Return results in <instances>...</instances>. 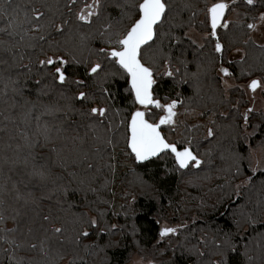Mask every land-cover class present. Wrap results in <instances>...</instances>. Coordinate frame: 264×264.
<instances>
[{"label":"snow or ice","instance_id":"1","mask_svg":"<svg viewBox=\"0 0 264 264\" xmlns=\"http://www.w3.org/2000/svg\"><path fill=\"white\" fill-rule=\"evenodd\" d=\"M37 2L38 7L33 3L23 9L22 20L19 19L20 5L13 7L11 0H3V3H0V36L7 37V39H0V53H13V49L19 43L12 42L17 35L20 36V42H27V47L39 48L43 58L37 60L40 66V78L34 81V85L38 99L49 98L48 103L39 105L42 111L39 116H35L37 121L35 133L32 136L20 133L23 143L16 145L13 155L0 152V174L4 172L5 167L11 172L22 166L27 170L28 177L25 188L32 185V190L21 191L15 182L9 184L10 177L5 176L0 181V255L7 261V264H55L57 258H64L60 252L67 244L71 245L75 253L69 264H77V261L79 264H88L85 257L99 252L105 253L106 260V250L116 246V242L111 237L117 232L123 234V226L109 225L105 221L107 213L104 210L97 208L94 216H88L86 213L74 215L71 221L59 216L54 217L51 214L36 213L39 220L30 218L23 229L19 226L21 212L17 208H12L14 214L6 215L8 208L12 207L9 198L18 204L22 202L23 206L27 207L29 204H37L35 191H47L48 195L40 199L50 200L52 195L59 194L57 204H60L64 198L81 190L77 188L70 191L69 188L73 182H77L75 171L68 172L69 179L67 183L64 182L63 170L66 169L67 162L58 151L56 143L71 140L75 145L77 142L83 143L84 138L78 133L74 136L63 135L67 129L72 128L74 121L66 124V121L62 119L59 125L49 127L47 123L43 125L39 123L41 116L62 114L67 117L69 113L78 111L82 117H88L92 121L84 127L92 133L93 142L105 146L113 144V139L108 134L123 125L125 128L123 138L129 150L125 154L131 156L134 163L139 165L153 158L163 159L165 156H171L174 168L168 171H181L190 167L199 168L204 161L193 149L191 137L170 142L162 134V126H169L174 130L178 123L177 106L183 104L184 101L180 98L168 101L165 98V102H161L155 94L154 86L158 85L157 77L173 79L180 77L176 81L178 84H191L196 91L199 90L196 86L204 71V66L199 60L192 62L185 58L182 43L186 38L190 46L198 49H203L205 44H197L196 39L188 31L177 35L176 30L184 28L191 30L200 13H203V19L199 21L205 32L203 39L205 42H211L212 51L218 54L213 60L219 62L218 72L222 74V78L233 77L230 68L224 66L226 53L230 48H235L237 52H240L241 48L235 47L234 43L229 45L222 43L219 29L228 30L234 35L238 33L243 37L241 41L243 45H251L254 50H259L264 55V43L254 39L255 35L264 37V11H254L257 4L264 6V0H195V2L185 0L179 9L174 8L170 0H91L90 3H84L83 7L78 10V0H37ZM240 5L247 6L243 18L237 11ZM110 9L118 12V18L112 15ZM184 10L191 12L187 22L178 19L180 11ZM230 13H235L236 19H229L228 14ZM58 37L60 39H57ZM94 41L102 46L95 50L91 49L90 45ZM70 44L72 50L69 49ZM175 49H180V51L177 53ZM84 51L94 53L97 59L84 61L75 54ZM248 58L249 52L244 51L240 61L229 60L227 63L229 66L240 63L242 65L241 76L255 77L247 85L252 92L258 88L264 90V59L258 57L259 64L255 62L248 64ZM15 59L13 55V60ZM23 59L21 55L19 60ZM70 63H87L84 78L69 79L66 66ZM190 63H194L195 71L189 70ZM0 64L8 65V60L0 58ZM20 66L29 73L32 71L29 65ZM161 67L162 72L159 70ZM256 73L260 75L256 76ZM117 75L127 85L125 91L132 98L131 103L134 110L130 112V119H122L119 125H114L113 120L109 118V113L120 116L121 110L113 108L110 103L113 94L110 87L106 85L110 78ZM49 78L52 83H45ZM223 83L225 90L231 87L227 79H224ZM71 85H74L77 91L72 96H67L65 86ZM9 88L14 96H23L26 85H21L18 79L8 76L4 81L5 95ZM53 91H56L59 99H51ZM177 95L179 97V94ZM61 99L68 103H60ZM71 101H77L81 105L87 104L88 107L75 109ZM22 107L26 108L22 118L25 123H28V118L32 110L37 108V104L26 99ZM185 112L189 110L186 108ZM254 113L255 109L249 107L242 114L243 130L247 132L248 127H252L253 130L243 136L242 148H234L230 152L231 164L227 170L232 173L234 180L239 181L235 184L234 190L238 200L242 197L241 189L254 187V178L258 172L264 175V112L260 113V121L251 125L250 120ZM204 114L201 112L198 115L203 116ZM220 115L227 118L231 116V113L227 115L220 113ZM210 123L215 124L216 121L211 120ZM198 127L200 125L191 126V128ZM85 135L87 136V132ZM214 135L213 128H207L206 138L214 137ZM257 137H259L257 147L260 153L259 158L253 164L255 149L252 141ZM36 148H49L50 151L49 154H45L43 151L36 152ZM96 151L99 153L101 148L98 147ZM50 153H56L58 164L52 161ZM112 159L115 160V156H112ZM221 159L224 157L221 156ZM86 161L87 153L83 157L73 159L72 163L75 165ZM245 161H247L246 167H244ZM56 166L61 169L60 172H54L53 169ZM107 166L114 170V165ZM86 167L93 169L94 165L87 163ZM78 183L84 185L86 180L80 178ZM102 186L106 187L107 182ZM87 191L96 192L97 189L89 183ZM100 203L108 204L109 201L101 200ZM249 203L252 205L250 209L248 208ZM69 207L73 205L69 204ZM240 207L241 218L234 219V226L242 230L246 223L255 231L259 214H264V181L260 182L255 201L249 198ZM245 209H247L246 212ZM8 219H11L16 226L11 228L5 226ZM186 227L187 225L184 224L175 227L165 225L159 229V236L161 239L170 235L175 236L180 229ZM69 231H71L70 236L67 235ZM246 235V232L236 233L237 237ZM103 236H108L109 239L101 244L100 238ZM92 237L95 239H90ZM86 240L90 242L85 243ZM201 242L206 243L203 240ZM213 243L216 248L214 255L220 258L212 264H229L230 254H239L237 240L231 231L223 232L222 239L214 240ZM53 249L56 251V256L50 260L49 256ZM81 250L85 256L79 255ZM19 253H24V255ZM31 253H35L36 256L29 255ZM203 254V252L200 253V255ZM248 259L250 260L251 257ZM149 264L153 262L149 261Z\"/></svg>","mask_w":264,"mask_h":264},{"label":"trees","instance_id":"2","mask_svg":"<svg viewBox=\"0 0 264 264\" xmlns=\"http://www.w3.org/2000/svg\"><path fill=\"white\" fill-rule=\"evenodd\" d=\"M90 0H78L77 10L83 7L84 3H89ZM174 8L179 9L185 3V0H170ZM195 2V0H193ZM3 3V0H0ZM35 3L38 7L37 0H11L13 7L20 5L19 19H23V9ZM247 10V6L240 5L237 11L243 13ZM113 16L118 18V12L110 9ZM254 11H264V6L257 4ZM191 12L184 10L179 13V20L188 21ZM203 19V13H200L194 21L193 28L198 29L203 36L205 32L199 21ZM236 19V18H235ZM234 20V19H233ZM125 23H128L125 21ZM86 30V29H85ZM188 28L177 29L176 34L181 35L182 32L188 31ZM222 43L229 45L235 44V47L242 46L245 51L249 52L248 64L253 62L259 64L258 57L264 59V55L259 50H254L251 45L245 46L241 43L243 37L238 33L233 34L225 29H219ZM0 39H7V37L0 36ZM57 39H60L59 37ZM13 43L16 47L13 53H0V58L8 60V65L0 64V152H7L8 155H13L16 145L23 143L20 133H26L32 136L36 130L35 116H39L42 109L39 107L41 103H48V97H37V89L34 81L40 78V66L37 63L38 59L43 56L39 48L32 49L26 46V41L20 42V36L14 37ZM167 45V42H165ZM205 47L198 49L195 46H190L189 41L183 39L182 48L185 50V58L188 61L195 62L199 60L204 66V71L200 76L196 91L191 84H178L175 79L169 77H157L158 85L156 88V95L165 102V98L170 101L172 99L180 98L184 101L183 104L178 105L177 109L198 110L205 113L203 116L207 117L213 115L215 124L209 122V127H212L215 135L211 138L207 137V130L202 124L198 128H191L188 125L182 135L175 140H183L187 137L192 138V147L200 154V158L204 163L199 168L190 167L189 169L181 171H168L174 168V162L171 156H165L163 159H153L142 164H136L133 158L126 155L129 150L125 146L124 132L125 128L121 125L115 129L113 133L108 135L113 139L112 145H98L93 142L92 133L88 131L84 125L92 121L88 117H82L78 111H73L64 117L62 114L53 116H41L39 123L41 125L47 123L49 127L59 125L63 119L66 124L73 121L72 128L67 129L64 136H74L77 133L84 138V142H77L75 145L71 140L57 141L56 147L60 154L66 158L67 167L64 169L65 183L69 179L68 172L75 171L77 173V182H73L69 188L70 191L74 189H81L76 191L74 195L64 198L60 204H57L59 194L52 195L49 199H40L42 196H47L48 192L35 191L37 197V204H29L24 207L22 202L16 203L9 198V203L12 207L8 208L6 215L14 214L12 208H17L21 212L20 227L23 229L30 218H35L37 221L39 217L36 213L42 215L51 214L54 217L59 216L64 220L71 221L73 216L80 214L96 215V209L104 210L107 214L105 221L110 224H117L123 226V234L117 232L111 239L116 242V246L106 250L107 259L105 260V253L99 252L86 256L88 264H128L135 255L144 258V261H152L153 264H212L213 261L220 257L214 255L216 248L213 243L214 240L222 239V233L231 231L233 237L237 240V247L239 254H230L228 257L229 264H264V221L263 215L259 214L258 222L253 231L245 223L242 230H238L234 226V219H240L241 205L245 201H255L256 193L260 188V182L264 181V175L259 172L254 178V187L249 189H241L242 197L238 200L235 195V184L238 180L232 178V173L228 171L231 164L230 152L232 149H240L243 147V136L252 132V127H248L247 132L243 130L242 114L245 112V101L241 99L242 92L238 93V88L230 89V95L227 96V90L223 83L222 74L218 72L219 62H214L213 58L218 55L212 51L213 44L211 42H203ZM197 44H200L197 42ZM98 42L94 41L90 48L95 50L100 47ZM47 49V45H45ZM72 50V45H69ZM235 48L230 50L225 55L224 66L229 67L233 72V78L241 86L246 87L248 81L255 77L241 76L240 63H235L231 66L227 63L229 61V54ZM178 53L180 49H175ZM50 54V53H49ZM77 57L84 61H95L97 56L94 53L76 52ZM13 55L16 57L13 60ZM23 60H19L20 56ZM66 58L67 57V54ZM240 61V60H233ZM20 65H29L32 71L29 73ZM247 67V65H243ZM87 63L75 64L70 63L66 66L67 75L70 80L84 78L85 68ZM161 72L163 68L159 69ZM189 70L195 71L194 63L189 64ZM256 73V76H259ZM8 76L12 79H18L21 85H26V90L23 96L16 95L11 92L9 88L7 95L4 94V81ZM51 84L49 78L45 81ZM250 83V82H249ZM106 86L110 87L113 94V99L110 101L113 108L121 110L120 116H114L112 112L109 113V118L113 120L114 125H119L120 121L130 119V112L134 110L131 103V96L125 91L127 85L119 75L110 78ZM235 91L234 96L231 93ZM67 96H72L77 89L74 85L65 86ZM179 94V97L178 95ZM33 101L37 104V108L32 110L28 118V123H25L22 114L26 108L22 107L25 100ZM52 100L59 99L56 91H53ZM60 103H68V101L60 100ZM75 109H86L87 104L81 105L77 101H71ZM14 105V106H12ZM235 106V107H233ZM249 108V107H248ZM263 110H255L251 116L250 123L255 125L260 121V113ZM220 113H231V116H221ZM162 114V113H159ZM7 117V119H6ZM181 127L177 123L174 130L169 126H162V132L174 133ZM191 128V131L189 129ZM75 129V131H73ZM87 132V136L85 133ZM55 135V133H53ZM259 144V137L253 139L252 146L257 148ZM10 145V147H8ZM101 148L97 153L96 149ZM36 152L43 151L49 154V148H36ZM87 153V161L79 164H73V159L83 157ZM51 159L55 164H58L56 153H50ZM115 156V160L112 159ZM221 156L224 159H221ZM127 160V163H124ZM87 163L94 165L93 169H87ZM114 165V170L107 165ZM247 166V161L244 162V167ZM54 172H60L61 169L56 166ZM234 171V170H233ZM167 172V174H165ZM5 176L10 177L9 184L15 182L21 191L32 190V185L25 188L28 183L27 170L20 166L18 169L8 171L5 167L4 172L0 174V181ZM84 178L86 183L80 185L78 180ZM107 182V186L102 185ZM96 188V192L87 191L88 184ZM119 189L124 191L119 194ZM101 200L109 201L108 204L100 203ZM72 204L73 207H69ZM123 205V207H121ZM252 207L249 203L248 208ZM245 212L247 209L244 210ZM27 213V215H25ZM117 213V215H113ZM235 214V215H234ZM159 221V223H156ZM163 224H171L174 226L184 224L186 228H182L175 236H168L163 239L159 236V229ZM5 226L11 228L16 226L11 219L6 221ZM135 230V231H134ZM238 231L246 232V236L237 237ZM71 235V231L67 233ZM90 239H95L92 237ZM109 239L108 236L100 238V243L103 244ZM206 241L202 243L201 241ZM86 240L85 243H89ZM246 245V247H245ZM7 247V245H3ZM203 252V255L200 253ZM247 253V255H244ZM24 255V253H19ZM63 259H56L55 264H69L75 255L71 245H65L60 252ZM29 255L36 256L35 253ZM79 255L85 256L83 250ZM56 256V251L50 253L51 260ZM248 257H251L249 260ZM0 264H7V261L0 255ZM79 264V261H77ZM141 264H147L141 263Z\"/></svg>","mask_w":264,"mask_h":264},{"label":"rangeland","instance_id":"3","mask_svg":"<svg viewBox=\"0 0 264 264\" xmlns=\"http://www.w3.org/2000/svg\"><path fill=\"white\" fill-rule=\"evenodd\" d=\"M91 2V0L89 1V3ZM228 18L229 19H235L236 18V14L235 13H230L228 14ZM189 34L196 39V41L198 43H202L203 42V33H201L198 29L196 28H192L191 30H188ZM254 39H256L258 42L264 43V37H261L259 35H255ZM239 48H241L240 52L235 51V49L229 54V59L231 61L233 60H240V57L244 54V48L242 46H239ZM229 85H231V87H229L227 89V96L230 95V92L232 88L239 87L238 88V93L237 95L241 94V99H244L245 101V106L244 108H248V107H252L254 108L256 111L258 110H263L264 109V90H261L260 88H258L255 92H251L250 89H248V87H241L233 77L231 78H227ZM251 80V79H250ZM250 80L248 81L247 84H249ZM236 90H233V92L231 93L232 96H234ZM176 111L178 112V116L176 117L177 122L181 124V127H179L177 129L176 132L174 133H170V132H163V134L165 135V137L170 141V142H174L175 140H177L181 135L182 132L184 131V129L188 126V125H197V124H202L203 127L207 130V128H209V122L213 119V114L208 115L207 117L204 116H200L198 115L199 113H201L198 110H189V112H185V109H176ZM255 151L253 153V164H255V160L257 158H259V153H260V149L254 148ZM124 163H127V160H124ZM124 191L119 189V194H123ZM91 216H94L95 214H90ZM263 221H264V215H263ZM170 226V227H175L174 225L171 224H163L162 226ZM151 261V260H150ZM147 263L149 264V261H144V258L138 255H135L133 257V259L128 263V264H141V263Z\"/></svg>","mask_w":264,"mask_h":264},{"label":"water","instance_id":"4","mask_svg":"<svg viewBox=\"0 0 264 264\" xmlns=\"http://www.w3.org/2000/svg\"><path fill=\"white\" fill-rule=\"evenodd\" d=\"M251 91V90H250ZM252 92V91H251ZM162 131V130H161ZM162 134H163V132H162ZM164 135V134H163ZM154 159V158H153Z\"/></svg>","mask_w":264,"mask_h":264}]
</instances>
